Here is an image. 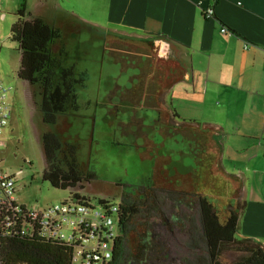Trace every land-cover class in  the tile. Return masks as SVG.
<instances>
[{
    "label": "rangeland",
    "instance_id": "374dc122",
    "mask_svg": "<svg viewBox=\"0 0 264 264\" xmlns=\"http://www.w3.org/2000/svg\"><path fill=\"white\" fill-rule=\"evenodd\" d=\"M25 1L32 5L31 0H0V17L4 14L0 21V81L12 88V117L2 136L0 168L16 175L18 204L43 210L71 198L69 191L53 189L42 181L39 130L32 122L26 88L16 76L19 53L10 41V30ZM59 1L64 10L104 27L100 34L88 30L65 33L68 63L75 67L82 84L77 87L80 111L62 119L58 132L79 145L80 161L98 176L99 181L89 189L91 195L110 196L112 183L124 185L131 194L151 184L201 192L225 213L235 198L229 182L218 174L222 169L219 132L169 125L168 95L170 92L177 113V83L168 91L172 76L158 61L152 40L109 29L104 16L88 15L94 8L92 0H78L81 5L75 0Z\"/></svg>",
    "mask_w": 264,
    "mask_h": 264
},
{
    "label": "trees",
    "instance_id": "16d2710c",
    "mask_svg": "<svg viewBox=\"0 0 264 264\" xmlns=\"http://www.w3.org/2000/svg\"><path fill=\"white\" fill-rule=\"evenodd\" d=\"M31 1L32 5L20 4L10 41L17 45L16 76L26 88L32 122L39 130L44 162L41 178L53 189L69 191L76 201L95 200L101 207L118 201L120 233L111 264H264V242L238 233L246 208L242 183L223 169H218L219 177L229 182L235 198L223 214L205 194L194 190L147 184L131 194L124 185L112 183L114 191L105 199L91 195L89 189L99 181L98 176L80 161L79 145L58 132L62 119L80 111L77 87L82 84L68 63L65 33L88 30L100 34L104 27L64 10L59 0ZM177 80L173 75L168 91ZM167 110L170 126L200 127L182 120L170 104ZM201 128L220 130L209 124ZM0 254L2 264H71V249L66 244L37 238L2 239Z\"/></svg>",
    "mask_w": 264,
    "mask_h": 264
},
{
    "label": "crops",
    "instance_id": "0c3cea01",
    "mask_svg": "<svg viewBox=\"0 0 264 264\" xmlns=\"http://www.w3.org/2000/svg\"><path fill=\"white\" fill-rule=\"evenodd\" d=\"M92 7L88 15L104 16L109 29L175 53L177 115L201 130L220 127L222 169L242 183L246 202L238 233L264 242V0H92ZM208 9L213 17L205 19ZM168 103L173 108L170 92Z\"/></svg>",
    "mask_w": 264,
    "mask_h": 264
},
{
    "label": "built area",
    "instance_id": "2783aa9c",
    "mask_svg": "<svg viewBox=\"0 0 264 264\" xmlns=\"http://www.w3.org/2000/svg\"><path fill=\"white\" fill-rule=\"evenodd\" d=\"M212 17L213 10H206L204 18ZM3 18L4 14L0 21ZM220 32L229 34L225 27ZM11 92L12 88L0 81V153L12 117ZM15 192L16 175L0 168V248L5 238H37L66 244L71 249V264H111L120 233L118 202L101 207L70 199L37 210L18 204Z\"/></svg>",
    "mask_w": 264,
    "mask_h": 264
},
{
    "label": "flooded vegetation",
    "instance_id": "af4514ba",
    "mask_svg": "<svg viewBox=\"0 0 264 264\" xmlns=\"http://www.w3.org/2000/svg\"><path fill=\"white\" fill-rule=\"evenodd\" d=\"M153 46V50L157 54L158 61L165 64L169 68V73L167 74L170 76L177 75V58L175 53L171 52L164 54L161 47V42L158 44L154 43Z\"/></svg>",
    "mask_w": 264,
    "mask_h": 264
},
{
    "label": "water",
    "instance_id": "95a60500",
    "mask_svg": "<svg viewBox=\"0 0 264 264\" xmlns=\"http://www.w3.org/2000/svg\"><path fill=\"white\" fill-rule=\"evenodd\" d=\"M161 47H162L164 53H167L169 51V45L168 44L161 43Z\"/></svg>",
    "mask_w": 264,
    "mask_h": 264
}]
</instances>
